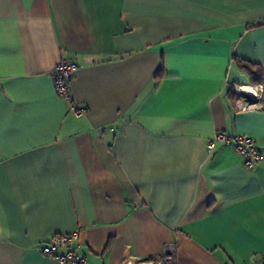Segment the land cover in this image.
I'll list each match as a JSON object with an SVG mask.
<instances>
[{
  "label": "crops",
  "instance_id": "1",
  "mask_svg": "<svg viewBox=\"0 0 264 264\" xmlns=\"http://www.w3.org/2000/svg\"><path fill=\"white\" fill-rule=\"evenodd\" d=\"M264 0H0V264L77 231L88 264L264 258ZM73 60L75 116L54 86ZM245 64L253 65L251 74ZM217 132L252 136V170Z\"/></svg>",
  "mask_w": 264,
  "mask_h": 264
},
{
  "label": "built area",
  "instance_id": "2",
  "mask_svg": "<svg viewBox=\"0 0 264 264\" xmlns=\"http://www.w3.org/2000/svg\"><path fill=\"white\" fill-rule=\"evenodd\" d=\"M261 25L264 26V20L261 21ZM78 67L75 61L62 58L55 68L53 80L57 94L69 103L70 111L75 116L81 117L86 114V109L75 102L71 92V82ZM233 90L235 94L234 107L238 111L262 108V104L259 102L264 90L262 84L247 88V90L243 86L235 84ZM217 143L232 146L243 157L245 167L250 170L254 169L262 159V153L257 147L256 139L252 136L217 132L209 141L208 150H213ZM78 239L77 231L56 234L50 242L41 247L40 251L45 257L62 264H88ZM176 263V253L173 246H168L163 258L155 262V264ZM126 264H132V262ZM258 264H264V258Z\"/></svg>",
  "mask_w": 264,
  "mask_h": 264
},
{
  "label": "trees",
  "instance_id": "3",
  "mask_svg": "<svg viewBox=\"0 0 264 264\" xmlns=\"http://www.w3.org/2000/svg\"><path fill=\"white\" fill-rule=\"evenodd\" d=\"M245 68L248 70V72H250V73L253 74V75H254V73L256 72V71H254L253 65H251V64H245ZM255 74H256V80H257V82H259V81H260V78H259L260 76L257 75L258 72H256ZM234 98H235V97H234Z\"/></svg>",
  "mask_w": 264,
  "mask_h": 264
},
{
  "label": "bare ground",
  "instance_id": "4",
  "mask_svg": "<svg viewBox=\"0 0 264 264\" xmlns=\"http://www.w3.org/2000/svg\"><path fill=\"white\" fill-rule=\"evenodd\" d=\"M245 90H247V89H245Z\"/></svg>",
  "mask_w": 264,
  "mask_h": 264
}]
</instances>
